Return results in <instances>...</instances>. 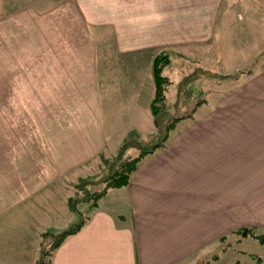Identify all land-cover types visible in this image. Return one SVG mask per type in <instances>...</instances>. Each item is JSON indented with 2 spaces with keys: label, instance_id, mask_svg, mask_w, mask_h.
<instances>
[{
  "label": "crops",
  "instance_id": "1",
  "mask_svg": "<svg viewBox=\"0 0 264 264\" xmlns=\"http://www.w3.org/2000/svg\"><path fill=\"white\" fill-rule=\"evenodd\" d=\"M104 26L115 47L106 66ZM263 32L264 0H0V264H38L43 233L78 221L68 200L87 163L116 154L131 131H156L151 96L131 85L138 68L152 95L162 50L229 70ZM263 66L208 92L52 264H264V240L238 232L264 238Z\"/></svg>",
  "mask_w": 264,
  "mask_h": 264
},
{
  "label": "rangeland",
  "instance_id": "2",
  "mask_svg": "<svg viewBox=\"0 0 264 264\" xmlns=\"http://www.w3.org/2000/svg\"><path fill=\"white\" fill-rule=\"evenodd\" d=\"M73 26H75V25H72V27ZM80 27H81L80 32L76 31L75 33H77V34L82 33V25ZM77 28H78V26H77ZM88 31H89V29H88ZM90 31H92V35L95 36L96 31L92 30V29H90ZM99 31L100 32L102 31V34L100 35V37H102V39H99V42H98L99 43L98 48H97L98 53H100V57L104 58L106 56L109 60L111 53H114V49H115L114 43L112 41L111 30L109 29V26L108 27L104 26L103 29L99 30ZM43 32L44 31H42V28H40L39 54H46L47 53V46L45 45V40L43 38L45 36L42 35ZM247 35L249 36V32ZM261 40H262V42L259 43L253 50H252L253 45L247 44V48H245L246 65L243 66V65L238 64V63L233 65L232 63H230L231 69H229V70H225L224 68H222L223 65L226 66V64H225L226 60L225 59L223 60L220 58H219V60L215 59L214 66L208 65L207 63H204L201 61L197 62L195 64L192 63V65H193L192 66L190 63H187V62H183L182 64H180V62H178V63L175 62L174 61L175 55L173 53H170V51L166 50V49L164 51L162 50V52L157 53L154 57H152L153 62H154L156 57H161V56H166L167 60L169 59V63L166 64V66H164L162 69V76L166 77L168 80V83L165 85V90H164V97L165 98H164V101L162 102V111L159 115L161 126H162L160 128L163 131L162 133H164L166 127L169 126V124L172 122V120H174L176 118L184 119L183 117L186 118L188 116H192L194 114L195 107H197V105L202 103L203 101H209V95H208L209 93L208 92L213 90V88L214 89L218 88L216 86H219L221 84V82L228 81L227 79H230V77H231L230 80H233L235 77H240V76H242V78H241L242 80H247V79H245L246 75L249 73H254L255 70H257V68L259 66L260 59H264V32H263V36H262ZM72 43H74V41H72ZM58 48L60 49V46L56 45V47H55L56 52L59 53ZM83 52L92 53V52L86 51L85 47H84ZM216 58H218V56H216ZM163 61H166V59H164ZM146 62L147 61H145V63ZM153 62H152V65H153ZM109 64H110V60H109V63L105 62V61H102V63H101L102 66H106ZM230 64H229V62H227V65H230ZM184 66L186 67V69H184ZM181 67H183V69ZM226 69H227V67H226ZM104 70H106V69H104ZM138 70H139V72H136L138 74H137V76H135L134 82L131 85H134L135 88H137V89H145V90H143L142 93L136 94V95H140L141 98L142 97L146 98V97L151 96V98H150V111H151V104H152V101L154 100V97H155V86H154L153 93L151 95L148 91L150 88V85H151L149 75L142 68L141 69L138 68ZM259 70L260 71H257L258 73L264 71V66L262 68L259 67ZM243 73L245 74V77L243 76L244 75ZM102 74H103L102 79L106 78L109 75L107 71L103 72ZM107 80L110 82L109 77ZM108 81H107V83H108ZM241 81L237 82L235 84H231V88H234L232 85H237V84L240 85ZM102 94H103V98L106 101H107L106 98H110L109 94H106L104 92ZM73 96L74 95H72V97ZM45 97H46V95H39L38 96L40 102L46 101ZM110 111L108 110V114ZM151 114H152V111H151ZM40 117H41V111H40ZM152 117H153V122H154V125L156 128L155 132L149 134L146 137H142V135L137 131H131L128 134V136H129L132 133H137L140 137L139 141L142 140V142H145L144 145L139 142V146L142 148L152 146L154 143L161 140V138H157L156 136H154L155 134H157L158 128L155 124V120H154L153 115H152ZM127 137L124 139V142L127 139ZM124 142L121 144V146L124 144ZM166 145H167V142H166ZM120 148L118 149V152L116 154H111L109 156L106 155L105 153H103L104 151H101L100 152L101 154L99 153L100 161H99L98 156H97V157H95L94 161L91 160L89 163H87V168H88L89 173L85 177V179H86V182L84 185L85 186V188H84L85 193H83V191L79 192V190L77 188V185L79 184V182L81 180L80 179V180H78V182H76L75 184L72 185L73 194L71 197H74L75 199L81 197V199H82L86 195L88 196V193H89L88 191H90V193H92L94 191L101 190L103 188V184L101 183V181L103 179H105L109 174H111L112 170H114V168L109 170L110 165L107 168V166L104 164V162L102 160V156H104V158L106 160L114 161V159H115V161L117 162L116 157L120 151ZM134 149H135L134 155L139 154L138 149H136V148H134ZM130 152H132V150H130L128 152V156L132 157V153L130 154ZM93 154H98V153L95 151ZM77 193H79V195H77ZM91 204H92V202H90V203H79L78 202L77 203V207H78L79 211L82 213V215H80L79 212H76L70 208L72 211H74L78 215V221L74 224H71L70 226L86 220V218L92 212V210L90 209ZM70 226H68L64 229H60V230H47L46 232H44L42 236L45 237L46 240L44 242L45 244H43L42 247H44V248L50 247L51 244L54 243V237L56 235H58L60 232L64 231L65 229L69 228ZM41 250H42V248H41ZM40 253H41V251H40Z\"/></svg>",
  "mask_w": 264,
  "mask_h": 264
},
{
  "label": "trees",
  "instance_id": "3",
  "mask_svg": "<svg viewBox=\"0 0 264 264\" xmlns=\"http://www.w3.org/2000/svg\"><path fill=\"white\" fill-rule=\"evenodd\" d=\"M164 59H166V61H163ZM168 63H169V59L167 60L166 56H161V57H156L152 65V74H153V80L155 86V97L151 104V111H152V115L154 116L155 124L158 128V132L154 136H156L157 138H161V140L157 141L152 146L142 148L139 146V142L142 143L143 145L145 142H142V140L139 141L140 137L137 133H132L127 137L124 144L121 146L120 151L116 157L117 162L115 161V159L114 161L106 160L104 156H102V160L104 164L107 166V168L109 165H110L109 170L114 168L111 174H109L105 179L101 181V183L103 184V188L99 191L97 190L92 193L88 191L89 192L88 196L84 195L85 197H83L82 199L81 197L76 199L74 197H70L68 200L69 208H71L76 212H79L80 215H82V213L79 211L77 207L78 202L79 203L92 202L90 209L93 210L97 208L99 202L106 196V194L110 189L123 188L129 184L132 173L137 169L141 160L145 156L155 152V150L159 148L166 147V142L168 140L169 134L176 127L178 122L182 119V118H176L172 120L169 126L166 127L164 133H162L163 131L160 128L162 126L159 115L162 111V102L164 101L165 98L164 97L165 85L168 83L167 78L162 76V69ZM134 148L138 149L139 154L135 157L128 156V152ZM85 182H86L85 178L84 179L82 178L80 180L79 184L77 185L79 192L83 191V193H85V189H84ZM77 195H79V193H77ZM89 218L90 217L88 216L86 220L81 221L80 223H77L75 225H72L69 228L65 229L64 231L60 232L58 235L54 237V243H52L50 247H46V248L42 247L38 264H52V259L55 252L60 248V246L66 241L67 238L78 233L85 226ZM238 232H242L243 235L246 236L249 235L252 237H256L261 241L264 240L263 236L255 234V232L252 229L245 228L239 230ZM255 261H256L255 264H260V261L257 260L256 257H255ZM235 264H244V263L236 262Z\"/></svg>",
  "mask_w": 264,
  "mask_h": 264
}]
</instances>
